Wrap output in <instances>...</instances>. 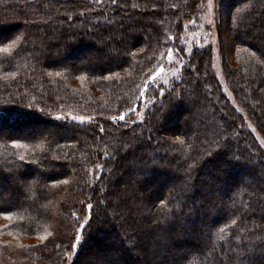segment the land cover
<instances>
[{
  "label": "trees",
  "instance_id": "obj_1",
  "mask_svg": "<svg viewBox=\"0 0 264 264\" xmlns=\"http://www.w3.org/2000/svg\"><path fill=\"white\" fill-rule=\"evenodd\" d=\"M204 1L0 0V48L16 41L0 51V211L11 213L0 215V264H264V147L249 127L264 138V0L215 2L241 111L210 48L169 86L150 85L142 107L161 54L182 48ZM121 113L128 124L111 120Z\"/></svg>",
  "mask_w": 264,
  "mask_h": 264
},
{
  "label": "rangeland",
  "instance_id": "obj_2",
  "mask_svg": "<svg viewBox=\"0 0 264 264\" xmlns=\"http://www.w3.org/2000/svg\"><path fill=\"white\" fill-rule=\"evenodd\" d=\"M215 2L216 0H212V8L210 10L208 7L209 0H205L204 3H202L201 5V10L199 11L197 17L191 19L189 18L186 21H184L183 24L184 29L181 37V46L183 51L182 52L177 51V48L173 50L174 51L173 63L170 64L167 61V59H165L163 61V67L165 71L155 80V82H152L149 79L148 83L154 86H157L159 84L169 86L173 80L178 79L182 74V69L185 64L187 56H189L196 49L210 48L213 54V64H212L213 71L218 81L221 84L222 91L229 98L233 106H235L239 111H241L243 107L241 108V106L238 105L239 103L237 102V99L235 98L232 90L230 89V85L228 84L223 71V65H222L223 62L220 52V44L217 42L218 23L216 21ZM228 6L229 5L226 2L222 3L221 5V14L224 24L225 21H227V17L229 16ZM210 20L212 21L211 24L209 23ZM225 27L226 26L223 25L224 30ZM109 52H112V49L107 48V53ZM91 53L97 54V51H92ZM164 81H167V83H164ZM149 101L152 100L148 96L145 99H143L142 107L146 108L149 104H151L149 103ZM61 117L63 119H67V118L71 119V117L73 116L62 115ZM88 121L89 120H85L84 122H88ZM249 127L254 132L256 138L262 145V142H264V138L262 137V135L250 124ZM35 128L38 131L42 130V126H36ZM0 190H2L1 187ZM5 190H4L5 192L3 191L4 197H7L9 196V191L7 189ZM201 194H208V193L206 191H201ZM84 223H85V217L82 224ZM180 248H183L182 244L178 246V250H180ZM141 264H145V263L142 262Z\"/></svg>",
  "mask_w": 264,
  "mask_h": 264
},
{
  "label": "snow or ice",
  "instance_id": "obj_3",
  "mask_svg": "<svg viewBox=\"0 0 264 264\" xmlns=\"http://www.w3.org/2000/svg\"><path fill=\"white\" fill-rule=\"evenodd\" d=\"M99 2H100V0H97V3H99ZM112 3L113 4H116V0H112ZM208 7L211 10V8H212V0H209ZM69 19H70V17H69ZM209 23L211 24L212 21L210 20ZM168 40L169 41L173 40V37H168ZM15 43H16L15 40L11 41L9 44H6L3 48H0V51L8 52L9 49H10V47H11V45L12 44H15ZM177 51H181L182 52L183 49L182 48H179V49H177ZM132 55H136V53H132ZM173 57H174V51H173V49L170 48V47L166 48V53H162L161 54V60L158 62L156 69H154L153 70V73L150 74V76H149V79L152 82H155V80L165 71V69L163 67V61H164V59H167V61L171 64V63H173ZM152 59H154V57H149V61H151ZM48 75H52V73H48ZM56 75L59 76L60 73H56ZM79 79L82 80V79H84V77L81 76V77H79ZM164 83H167V81H164ZM149 87H150V84L146 80L144 89L141 90V93H140V98L142 100L146 98V93H147V90H148ZM158 91L160 92L161 95L164 94L163 87H161L160 89H158ZM149 103H154V98H153V101H149ZM41 111H43V109H41ZM128 112L129 113L136 112V107H130L128 109ZM55 119L59 120V119H62V117L61 116H56ZM71 119L76 120V121H80V122H84L85 120H91L92 118L91 117H84V116H73V117H71ZM111 120L114 123L124 122L125 124H128V121L126 120L124 113L119 114L118 117L115 116V115L112 116L111 117ZM104 130L105 129L103 127H100V129H99L100 132H104ZM27 138L28 137H25V139H27ZM176 139L179 140L181 143H183V140H181L180 137H177ZM12 145H13L14 148L27 147L26 145L21 144L19 140H13L12 141ZM262 146H264V142H262ZM57 147H59V145ZM206 154H210V153H206ZM106 155H108V154H106ZM18 159H19V161L25 162L26 164L27 163H30V164H36L37 163L36 160H28V161H26L25 154L19 155ZM41 160H47V157L46 156L41 157ZM63 183H67V181H64ZM163 203L164 202L161 201V204H163ZM86 207H87V209L90 212L93 206H92V204L89 203V204L86 205ZM0 215H3L5 218H11V213L10 212L0 211ZM71 215L73 217H75L77 220L80 219V217L77 216L76 212H72ZM89 218L90 217H85V223L88 222V219ZM232 224L235 225L236 224V220H232ZM4 227H8V226L6 225ZM83 227H84V225L81 224L80 225V228H83ZM225 227H227V225H225ZM220 231L223 232L224 231V228H221ZM48 235L50 236L51 233H49ZM47 238H48L47 236H40L39 239L41 241H44ZM74 240H75V242L70 243V245H69L70 249H72V250H76L77 249V244L80 243L81 240H82V236H81V233H80L79 230L76 231V233L74 235ZM56 247L59 248L60 245H56ZM64 255L67 256L68 258H71L72 257V252H65Z\"/></svg>",
  "mask_w": 264,
  "mask_h": 264
}]
</instances>
